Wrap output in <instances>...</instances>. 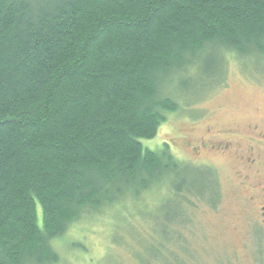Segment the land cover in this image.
<instances>
[{"label":"trees","instance_id":"obj_1","mask_svg":"<svg viewBox=\"0 0 264 264\" xmlns=\"http://www.w3.org/2000/svg\"><path fill=\"white\" fill-rule=\"evenodd\" d=\"M222 52L264 54V0H0V264L58 263L55 239L127 198L151 234L136 264H201L174 227L215 205L214 175L142 140L179 108L164 83Z\"/></svg>","mask_w":264,"mask_h":264},{"label":"rangeland","instance_id":"obj_2","mask_svg":"<svg viewBox=\"0 0 264 264\" xmlns=\"http://www.w3.org/2000/svg\"><path fill=\"white\" fill-rule=\"evenodd\" d=\"M222 55L223 65L205 68L197 62L164 83L163 95L174 99L179 108L168 114L154 138L142 142L151 149L168 143L178 160L205 167L214 175L219 188L215 205L191 197L185 210L189 222L174 227L201 264H264V190L260 185H264L260 165L264 162V54ZM253 158L259 164H251ZM165 188L143 194L140 201L155 203ZM128 199L103 213L85 214L55 239L60 253L56 264H93L107 256L136 264L134 254L141 249L137 239L151 234ZM115 228L120 230L118 242L112 239Z\"/></svg>","mask_w":264,"mask_h":264},{"label":"flooded vegetation","instance_id":"obj_3","mask_svg":"<svg viewBox=\"0 0 264 264\" xmlns=\"http://www.w3.org/2000/svg\"><path fill=\"white\" fill-rule=\"evenodd\" d=\"M255 158H253L251 161H250V163L251 164H253V165H255L256 163H258V162H256V160H254ZM259 164V163H258ZM260 165H263V168H261V170L264 172V162H260ZM260 185L262 186V189L264 190V185H262L261 183H260ZM264 208V207H263ZM264 210V209H263ZM264 213V212H263Z\"/></svg>","mask_w":264,"mask_h":264}]
</instances>
